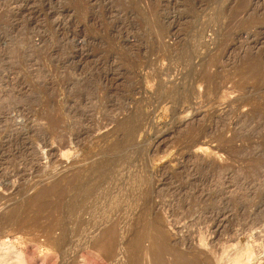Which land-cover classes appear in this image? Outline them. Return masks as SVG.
<instances>
[{"label": "rangeland", "instance_id": "1", "mask_svg": "<svg viewBox=\"0 0 264 264\" xmlns=\"http://www.w3.org/2000/svg\"><path fill=\"white\" fill-rule=\"evenodd\" d=\"M0 215V264H264V0H0Z\"/></svg>", "mask_w": 264, "mask_h": 264}, {"label": "bare ground", "instance_id": "2", "mask_svg": "<svg viewBox=\"0 0 264 264\" xmlns=\"http://www.w3.org/2000/svg\"><path fill=\"white\" fill-rule=\"evenodd\" d=\"M4 214V213H3ZM2 216H4V215H2ZM6 216V215H5ZM0 217H1V215H0ZM154 226V225H153ZM156 226V225H155ZM155 226L154 227H152V228H155ZM158 226V225H157ZM156 226V227H157ZM157 228H159L160 229V227H157ZM156 229V228H155ZM158 229V230H159ZM152 230H154V229H152ZM155 232H153L154 234H156V231H157V229L156 230H154ZM160 231V230H159ZM158 232V231H157ZM159 234H161V231L160 232H158ZM157 233V234H158ZM158 234V235H159ZM156 236V235H155ZM162 236V235H161ZM157 237V236H156ZM156 237H154L153 239H156ZM160 237V236H159ZM158 237V238H159ZM163 237V236H162ZM157 238V239H158ZM156 239V240H157ZM160 239V238H159ZM155 240V241H156ZM160 240H162V238L160 239ZM164 240H166V239H163V241ZM157 242H159V241H157ZM153 244L154 243H156V242H152ZM151 243V244H152ZM157 244V243H156ZM155 245V244H154ZM151 247V250H153L155 247H152V245L150 246ZM153 248V249H152ZM150 250V251H151ZM155 251V255H156V258L154 259L156 262L155 263H153L154 261H152L153 259L152 258H154L153 256H155V255H151L152 257H151V262L153 263V264H198V260H193V259H187V258H183V261H179V259L177 258V256H179L176 252H174V250H171L170 249V247L168 248V246H167V244L166 243H164V242H159L157 245H156V248H155V250H153L151 253L153 254V252ZM148 252H149V249H148ZM150 252H149V255L151 254ZM145 254V253H144ZM158 256V257H157Z\"/></svg>", "mask_w": 264, "mask_h": 264}]
</instances>
